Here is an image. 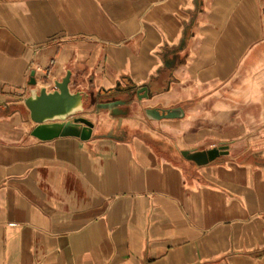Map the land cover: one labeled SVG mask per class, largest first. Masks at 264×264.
<instances>
[{"label": "crops", "instance_id": "0c3cea01", "mask_svg": "<svg viewBox=\"0 0 264 264\" xmlns=\"http://www.w3.org/2000/svg\"><path fill=\"white\" fill-rule=\"evenodd\" d=\"M68 70L92 136L39 140ZM0 264H264V0H0Z\"/></svg>", "mask_w": 264, "mask_h": 264}, {"label": "water", "instance_id": "95a60500", "mask_svg": "<svg viewBox=\"0 0 264 264\" xmlns=\"http://www.w3.org/2000/svg\"><path fill=\"white\" fill-rule=\"evenodd\" d=\"M72 72L68 70L62 80L55 82V89L49 90L48 86L32 90L25 99V105L30 111V118L36 124L32 136L39 140L47 141L57 137L72 136L88 140L92 136L95 124L92 120L82 115L86 108L88 95L82 90L73 91L70 88ZM31 85H36L34 74ZM140 99L148 98V88L137 90ZM146 116L150 120L178 119L185 116L183 107L161 109L158 107L147 108ZM229 153L228 145L210 148L202 151L184 150L182 155L189 161L199 166L207 165L222 155Z\"/></svg>", "mask_w": 264, "mask_h": 264}, {"label": "rangeland", "instance_id": "374dc122", "mask_svg": "<svg viewBox=\"0 0 264 264\" xmlns=\"http://www.w3.org/2000/svg\"><path fill=\"white\" fill-rule=\"evenodd\" d=\"M177 157H178V158H180V157H181V155L179 154V155H177Z\"/></svg>", "mask_w": 264, "mask_h": 264}]
</instances>
